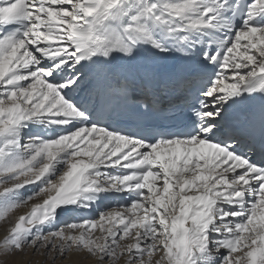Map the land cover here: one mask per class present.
Returning <instances> with one entry per match:
<instances>
[{"label":"snow or ice","instance_id":"obj_1","mask_svg":"<svg viewBox=\"0 0 264 264\" xmlns=\"http://www.w3.org/2000/svg\"><path fill=\"white\" fill-rule=\"evenodd\" d=\"M4 225V257L264 264V0H0Z\"/></svg>","mask_w":264,"mask_h":264},{"label":"bare ground","instance_id":"obj_2","mask_svg":"<svg viewBox=\"0 0 264 264\" xmlns=\"http://www.w3.org/2000/svg\"><path fill=\"white\" fill-rule=\"evenodd\" d=\"M120 203H124V201H119ZM117 201L113 199H108L103 201L98 211L105 210L106 208H109L113 206ZM92 215H96V213H92ZM74 217H66V219H73ZM8 225H4L3 227H0V240L3 239V236L5 235L6 229ZM40 253L38 256L37 254ZM57 253L55 252H47L45 249H40V252H34L32 248L28 249V252H25L23 254H19L16 259V263L14 264H21V261L23 264H94V262L87 258L84 254H69V258L67 260L62 259H56L53 260V257H55Z\"/></svg>","mask_w":264,"mask_h":264},{"label":"rangeland","instance_id":"obj_3","mask_svg":"<svg viewBox=\"0 0 264 264\" xmlns=\"http://www.w3.org/2000/svg\"><path fill=\"white\" fill-rule=\"evenodd\" d=\"M30 187L34 188L35 186L33 185ZM28 249H30V248H28ZM28 249H26L25 252H28ZM72 254H75V253H72ZM72 254H70V255H72ZM18 255H14L12 257H4V256L0 255V261H3V264H14V263H16L15 261H16ZM37 255L39 256L40 253H38ZM78 255H80V254H78ZM21 264H23L22 261H21Z\"/></svg>","mask_w":264,"mask_h":264}]
</instances>
